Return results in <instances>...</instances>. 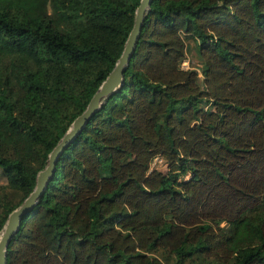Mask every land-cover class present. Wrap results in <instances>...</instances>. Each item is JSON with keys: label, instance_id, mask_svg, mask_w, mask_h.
<instances>
[{"label": "trees", "instance_id": "trees-1", "mask_svg": "<svg viewBox=\"0 0 264 264\" xmlns=\"http://www.w3.org/2000/svg\"><path fill=\"white\" fill-rule=\"evenodd\" d=\"M138 3L0 0V230L112 69ZM183 34L201 70L182 66ZM157 155L167 172L150 169ZM158 250L264 264V0H152L123 84L60 155L6 264H166Z\"/></svg>", "mask_w": 264, "mask_h": 264}, {"label": "water", "instance_id": "water-1", "mask_svg": "<svg viewBox=\"0 0 264 264\" xmlns=\"http://www.w3.org/2000/svg\"><path fill=\"white\" fill-rule=\"evenodd\" d=\"M151 2L152 0H139L134 12L133 25L125 40L123 49L112 69L92 94L86 107L72 120L67 130L49 151L46 164L36 173L35 184L32 190L24 197L18 206L8 213L0 230V264L7 263L8 244L11 238L18 232L23 215L31 210L43 196L49 181L55 173L56 163L62 152L81 132L91 116L100 109L106 98L118 90L123 84L124 71L135 50L143 21L150 9Z\"/></svg>", "mask_w": 264, "mask_h": 264}, {"label": "rangeland", "instance_id": "rangeland-1", "mask_svg": "<svg viewBox=\"0 0 264 264\" xmlns=\"http://www.w3.org/2000/svg\"><path fill=\"white\" fill-rule=\"evenodd\" d=\"M48 11H50V7H48ZM183 38L186 43V55H185L184 61L182 62V66L185 68L192 67V68H197L198 70H201L202 61L197 55V41L195 37L192 35L183 34ZM7 62L10 63V60L6 57L0 60V71H2L1 69L3 68V73L5 72L7 73L9 71V70L4 69ZM150 169H158L163 172H167V163L163 157L157 155L151 161ZM185 178L187 179L189 178V176H185ZM5 182H6V179L2 175L1 170H0V186L5 184ZM0 190H1V187H0ZM10 198L12 200H17L19 198V195L17 192H13L11 193ZM155 254L162 257L165 260L166 264H172V259H169V261H167L166 257L168 256V254L166 252H163L162 250H158ZM186 264H188V262Z\"/></svg>", "mask_w": 264, "mask_h": 264}]
</instances>
